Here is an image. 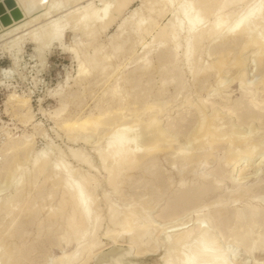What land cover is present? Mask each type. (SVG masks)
<instances>
[{
	"label": "bare ground",
	"instance_id": "obj_1",
	"mask_svg": "<svg viewBox=\"0 0 264 264\" xmlns=\"http://www.w3.org/2000/svg\"><path fill=\"white\" fill-rule=\"evenodd\" d=\"M12 1L13 3H10L8 0H0V6L3 7L5 12L1 14L0 11V30L2 32L7 31V29L10 32L18 31L23 27L25 28V26H32L35 22L37 23L43 17H48L54 11L63 10L62 8L75 2L89 0ZM133 1L135 0H92L80 10L81 12L72 11L68 13L69 11H67V15L65 14V16L56 19L54 17L49 22L43 19L47 23L36 24L37 26L39 25L38 28H34V24V30L32 29L31 31L30 28L31 32L29 31L30 33L28 34L36 44L41 59L44 57L43 47H49L55 40L62 41L64 31L67 29H70V31H82L87 36H85L86 38L90 36L92 41H90L89 45H94L93 52L88 50L87 44H85L87 47L81 52L78 50V46L71 49L80 61L78 78L82 80H87L91 74L99 69L106 74L105 77H108L109 73L106 72L112 68L111 59L114 56L118 57L125 50L128 43L134 44L139 38L143 42L144 48L141 56L136 59L137 66H135L133 74L136 71H140L141 76L145 75L154 66L152 57L155 56L161 62L160 68L163 67L160 70L162 85H160L159 96L163 94L166 86L171 84L177 86L179 90L184 88V78H182L180 71L178 72L180 57L188 65L194 77H197L202 72L203 77H206L209 71L220 75L221 72L225 74L229 73L235 67L242 69L245 65L243 54L251 48L256 49V51L253 50L252 55L257 64L264 66L263 1H255L253 5H248L250 0H142L143 7L134 12L137 18L134 16L135 19L123 18L120 24H118L117 32L111 37V52H108V47L100 44L99 39L122 16ZM234 7L237 9L232 10ZM37 9L46 13L41 11L40 16H35L34 11ZM168 14H171L173 17L167 24L162 26L158 22V17ZM147 37H152V40L148 42L146 40ZM21 38L23 39V35L17 38L16 43H20ZM208 41L209 43L216 42L214 46L207 47L209 56H212L213 52L211 50L213 48L217 51V53L215 52L217 56H219L213 57V62L211 61L208 65L202 66L201 60L203 59L204 52L207 51L205 44ZM232 44L236 47L237 45L241 47L240 51L233 55H231L233 50ZM181 47L183 48V53L179 57L178 49ZM12 59L16 67L20 65L19 57L15 58L14 56ZM166 65L169 67L168 70L165 68ZM118 67L120 68L121 65H118ZM125 72L123 73L125 74ZM262 73L261 81L258 80L259 83H256L260 85V91L261 89L264 91V71ZM245 76L242 75L238 80L240 81L241 96L235 102L229 101L230 99L226 98L224 107L230 109L228 107L229 104L235 103V108H233L236 111L238 120L240 122L252 120V123H255L264 119V113L262 112L264 103L259 101L258 103L256 99H250L249 101L245 99L253 90H248L251 83L246 82L249 78L246 79ZM131 77L135 79L133 78L135 76ZM121 78L125 79L126 84L130 88L135 86V80H131L132 82L128 81L130 77L127 79V77L122 76ZM122 79H119V83ZM202 82L203 78L199 80L197 86H201ZM76 83H78V80ZM218 86L216 87L217 90ZM174 89L177 90L176 88ZM216 91H214L217 93L216 96H220L221 90ZM112 93L114 97H118L120 90L117 86L112 89ZM59 95L62 98V105L56 113L54 112L57 116L61 115L68 106L63 93L60 92ZM210 96L211 94L208 93L207 97H200L196 100L185 96L183 101L178 104L180 109L178 106V109H175L180 111L185 110L176 118L170 120L168 126L165 125L166 127L162 124V118L172 112L173 106L166 108L165 100L163 102L160 99L151 103L150 101L146 103L142 102V107H134L127 111L123 107H119L117 111L103 110L99 113L97 111V113L92 112L85 117L77 119L61 118L59 124L67 132L68 139L73 142L79 139V133L86 134L84 140L86 141L89 133L95 134L96 131L103 128H105V131L109 130V132L112 130L110 138L106 140V146L102 147L101 145V148L94 147V149H96L101 165L106 171L108 185L116 194L123 195L124 191L122 188L127 186L131 181L135 184L133 181L135 176L132 173L138 168L143 167L141 178L144 179L142 183L145 194H141L142 197L139 199V196V200L134 201V204L128 203L131 206L128 205L129 207L124 206L122 208L109 198L105 194L106 192L104 193L108 202L107 219L114 223L115 226L114 229L108 228L109 230L107 229L105 234H103L107 238L115 243L119 242L118 239H126L130 242L131 247L133 245L138 250V254L141 255L162 247V245L160 247L157 245L160 242V240H157L158 238H155L158 241L157 244L156 240L152 241L150 239L151 234L154 235V231L157 230L156 221L151 218V213L160 205V217L165 219L171 218V221L174 220L172 219L173 217H180L185 212L189 213L191 209H199L198 211L195 210L198 214L194 218L195 224L193 226L181 229L180 231L177 230V233L170 235L171 232L169 234L167 232L168 229L172 228L173 230L177 226L179 228L189 223L187 222L186 224L183 221L182 223L180 222L181 224L176 225L174 223V225L171 222L172 226L170 225L166 231L160 230L163 232L161 233L164 238L162 240V243H164L163 247H168V254L164 259L162 258L166 264H238L235 261V257L242 250L245 251L243 252L244 255L248 253L246 258H252L258 250H264V178L258 173L259 171L264 172V160L258 156L262 154H259L261 152L259 151V146L262 142L259 136L261 135V130L256 129L257 134L255 133L256 135L253 137L248 136L247 133L244 134L245 130L241 131V129L239 131L238 129L236 131L237 128L234 129L233 125L230 128L225 127V118L220 117L217 114L218 112L215 113L217 110H213L216 109L213 107L214 103H210L213 105L212 111L214 112L212 113L211 111L209 114L213 116L210 115L211 117H209L206 110L210 106V100H212ZM149 100H152V98ZM9 101L14 103L16 112L20 116L22 115L25 124L33 120L31 99L13 92L9 96ZM167 104L170 105V102H167ZM220 109L222 110V108ZM190 110L197 112V124L189 132L190 135L187 141L185 140L187 145L188 143L192 144L191 148H187V145L181 142L175 145V141H178L179 136L176 140L174 136L184 131L183 129L186 127L184 122L186 120L183 116L188 115ZM55 114L54 116H56ZM101 138L103 139L104 137ZM98 141L100 143V139ZM96 143L98 144V142ZM51 144L53 145V141L52 143L49 142L48 146L41 150L35 151L34 143L26 139V136L16 137L8 135L1 150L0 172L6 173V179L8 183L11 182L13 184L14 192L11 195L0 194V232L2 230L1 226L3 227L1 221L5 217L9 218L10 216L9 224L7 227L5 225L6 233L14 237L24 229L25 223L28 225L37 224L39 226L37 228V238H41L46 233L49 235L57 224L58 217H61V220H64L65 223V231L58 238V241H66L67 243L75 241L77 244L72 252L63 253L60 258L54 260L53 264H92L96 251L101 248V244H104V242H101L102 240L100 241L98 235L106 219L101 214L103 211L100 203L101 200L98 194L96 195L100 186L99 180H97L95 175L88 173L90 170L96 169L98 165L92 164L90 159H88V155L83 151L71 149L72 156L80 164L88 165L89 167L88 172H83L82 167L75 169L61 155L58 154L53 157ZM218 150H222L224 154L222 157H219V161L217 160V167L210 170L208 168L210 167L211 160ZM92 151L94 150L92 149ZM161 160H164L171 166L167 169L169 174H167L168 172L165 173V171L163 174L161 173L162 168L159 162ZM179 161L182 162L181 166L179 165ZM175 168L177 180L173 176ZM190 172L191 175L189 176L188 173ZM249 178L252 179L250 180ZM248 180L252 181V184L248 185ZM227 181L231 183L232 189L226 187L225 183ZM47 182L53 185L51 187L52 191L49 189L50 199L54 200L57 195L59 196L57 205L51 206L52 208L49 207L51 208L48 217L50 224L48 223L49 225L47 224L48 226L45 227L42 221L38 220V222H35L33 217L39 204L37 203L36 206L32 198L26 197L24 189L27 185L41 187L42 184L44 185ZM55 188L60 190L59 194H57ZM214 194H217V200L212 201L213 199H211V202H209L210 199L208 200V198ZM39 199L41 201L42 197ZM19 204L21 205V208H19L20 213L28 212L29 215L31 214L28 222L17 221V219L12 218ZM139 210L142 212L141 215L140 213L138 214ZM31 219H33L32 222ZM4 231H2L3 235H5ZM160 231H157V233ZM53 238L55 237L53 236ZM222 238L226 240L230 239L236 245L237 248L234 247L237 250L231 252L235 253L233 259L229 258V252L223 247ZM57 242L56 244H59ZM0 247V264H11L12 262L15 264L14 261L16 260L24 264L31 260V254L35 251V247H22V245L20 247ZM155 253L157 252L155 251ZM116 263L121 264L122 262L116 261Z\"/></svg>",
	"mask_w": 264,
	"mask_h": 264
},
{
	"label": "rangeland",
	"instance_id": "obj_2",
	"mask_svg": "<svg viewBox=\"0 0 264 264\" xmlns=\"http://www.w3.org/2000/svg\"><path fill=\"white\" fill-rule=\"evenodd\" d=\"M90 1H92V0L77 2V3L75 2L73 4L69 3L70 5L66 6L65 8H62L63 10L60 9L58 11H54V12L50 13V15L48 17H45V18L43 17L41 20L37 21V23L35 22L34 23L35 26H34V24L32 26H28V27L25 26V28L23 27L24 29L23 28L20 29L21 31L18 30V31H11L10 32L7 29V31L2 32V30H0V155H1V150H2V148L6 142L8 135H11V136L13 135L16 137L24 135V136H26V139H29L32 141V143H34L35 151L41 150L42 148L48 146L49 142L52 143V141H53V145L51 144V147H52L51 153L53 152L52 153L53 157H55V155L57 156L59 154V155H61V157L65 158V160L67 162H69L71 165H73L75 169H79L82 167L83 172H88L89 171L88 165L80 164L71 154L72 153L71 149H75V150L78 149V150L83 151L86 155H88L89 158L88 157L87 158L90 159L92 164H94L95 166L98 165V166H96L97 167L96 169L90 170L88 173L95 175L97 180H99L98 183L100 184V186L98 187L96 195L98 194V197L101 200L100 203H101V206L103 208V211L101 214H102V216H105V218H106L103 222L102 229L100 230L99 235H98L100 241L102 240L101 242L102 243L104 242V244L103 245L101 244V248L96 251V254H95L96 256L94 255V257H93L94 259L92 260V264H117L116 261L122 262L121 264H158V263L159 264H166L163 259L168 254V250H167L168 247H163L164 243H162L163 242L162 240H164V238H163V234H161V233L166 231V229L171 225V222H173L172 224L175 223L176 225L181 224L183 221H184L183 223H186V224H187V222H189V223L187 225L180 226L179 228L177 226L176 229L173 228V230H172V228L168 229L167 232H169V234L171 232L170 235H173V233L174 234L177 233L181 229H187L190 226H193L195 224L194 218H196V215L198 214L196 212L199 209L196 208L195 209V210H197L196 212H195V210L191 209L190 211H192V212L189 211L190 214L188 212H187L188 214L185 212L186 214L184 213V214H182V216L180 215V217H177V218L173 217L172 219H174V220H172V221H171V218L165 219V218L160 217V212H161L160 211V209H161L160 205L154 209V211L151 213V218L154 221H156L155 225L157 227V230L154 231V235L151 234L152 236L150 237V239L152 241L156 240L157 238H158L157 240H160L159 243L156 240L157 241L156 244L158 243L157 244L158 247H160L162 245V247H160L161 249L158 248L159 250L158 249L151 250L149 253L141 255V254H138V250H136L133 245L131 247L130 242L126 239H124V240L118 239L119 242H116V243L114 241L110 240L109 238H107L103 234H105V232L108 228L114 229L115 226H114V223L110 222L107 219V215H108L107 204H108V202H107V199L105 198V194L108 195L109 198L114 200L117 203V205L122 207V208L124 206H127V207L131 206V205H129L130 203L134 204L135 203L134 201H137L142 197L141 194H143V195L145 194V189L143 188L144 186L142 183L144 179L141 178V176L143 174V167L138 168L137 170H135L132 173L136 177V178L135 177L133 178V181L135 184H133L131 181L127 186L122 188V190L124 191L123 195L116 194L113 191V189L108 185V182L106 180V176H107L106 171L104 170V168L101 165L100 159L97 156L98 154L96 152V149H94V147L95 148H98V147L101 148V145H102V147L106 146V144H107L106 140H108L110 138L109 136H110V133L112 132V130H110L111 132H109V130L105 131V128H103L104 130L100 129V130L96 131L97 133L95 132V134L89 133V135H88L89 137L87 139L88 141L87 140L84 141L86 138L85 133H79L78 134L79 139L76 142H73V141H70L68 139L67 132L64 131L65 129H63V127L59 124L60 120H61V118L77 119V118L85 117L92 112L97 113V111H98V113H99L100 111H103V110L117 111V109L119 110V107L120 108L123 107V109L124 110L126 109V111H127L128 109H131L134 107L140 108L143 106V103H146L149 101L151 103L153 101H159L158 99H160L161 101L165 100V102L164 101L163 102L165 103V105H167L166 108H170L171 106H173L172 112H170L171 114L168 113L169 115L167 114L166 116H164V118H162V121H163L162 124L164 125V127H166V126H168V122L170 120H173V118H176L179 114L182 113L183 110H185V109H183L181 111L175 110L177 108L178 104H180L183 101V98H185V96H188L191 99L196 100L200 97H207L208 93H210L211 94L210 98L212 100H210L209 104L214 103L215 105L213 106L210 104V106L206 110V113L209 117H211L210 115H212L209 113H211V111L213 109L212 106H213L214 108H216L213 110L214 111L217 110L215 113L218 112L217 114H219L220 117H222L223 119L225 118L224 119V121L226 122L225 127L230 128L231 125H233L235 127L234 129L237 128L236 131H238V129H239V131L241 129H242L241 131L245 130L246 132L244 134L247 133L248 136L250 135L253 137L257 134L256 129L261 130L260 131L261 135H259V136L261 137L260 141H262V142L259 146V151H261L259 154H261V153L262 154L258 155V156H259V158L262 157V159L264 160V157H263L264 156V141H263L264 140V119H262L260 121H256L255 123H252V120H248L246 122H240L236 116V111L234 110L235 103H233V104L231 103V104H229V106L227 104V106L230 107V109L227 107H224V105H225L224 102L227 100L226 98H229L230 99L229 101L235 102V100L241 96L240 81H238V80L242 75H244V76L246 75L245 76L246 79L249 78L246 81L248 83H251L250 86L248 84V86H249L248 90L250 89V91H251L253 89V90H255V91L252 90L253 93L256 92L255 93L256 95H255L251 91L250 93L253 95L249 94L248 96H246L245 99L247 101H249L250 99H256L257 102L259 101L261 103H264V91H262V89L260 91V85L256 84V83H259L258 80L261 81V78H262L261 75H263L262 72L264 71V68H263L264 66L257 64V61L254 59V57L252 55L253 50L256 51V49L251 48V49L245 51L243 54V59L245 60V65L243 67L244 69L243 68L238 69L237 67H235L232 70H230L229 73L225 74V73L221 72L222 74L220 73V75H218V73H216V72L209 71V74L206 77H203V72H202V73L198 74L197 77H194L193 74L190 72L188 65L185 63L183 58L180 57L183 53V48L181 47L182 49L181 48L178 49L179 57L181 58V60L179 58L180 68H178V72L180 71L182 78H184L183 79L184 88L179 90L177 88V86H173L174 84L168 85V86H166L163 94L160 95L161 96L160 97L159 96V90L161 87L160 85H162L161 84L162 75L160 74V70L163 67L160 68L161 62L158 59H156L155 56L152 57L154 66L145 74L146 76L145 75L141 76L140 71H136L133 74V71L136 68L135 66H137L136 59L141 56V54L143 53V48H144V45H142L143 42L138 38L134 42V44L128 43L129 45L128 44L126 45L125 50L122 51L118 55V57L114 56L111 59L112 68L108 69L106 72V73H109L108 77H105L106 74L104 72H102V70L99 69V70L95 71L93 74H91L87 80H82L81 78H78L80 61L76 57L75 52H73L71 49L73 47L78 46L77 48L81 52L83 49H85V47H87L85 45V44H87L88 50L90 52H93V46L94 45H89L90 41H92L90 36H89V38H86L87 36L82 31H79V30L78 31H72V30L70 31V29H67L64 31V36H63L62 41H59V40L56 41L55 40L54 42H52L49 45V47L48 46L43 47V51H44L43 56L44 57L42 56L43 58L41 59V57L38 53V49L36 47V44L31 40L30 35L28 33H30L32 31L33 26H34V28H38L39 25L37 26L36 24H40V25L42 23L46 24L50 20L54 19V17L56 19V18H59L61 16H65L67 11H69L68 13H70L72 11L81 12L80 10H82V8L85 7V5H87L88 2H90ZM255 1H258V2L263 1L264 2V0H250L248 2L249 3L248 5H250V4L253 5ZM142 5H143L142 0L133 1V3H131V5L129 6L130 8L128 7V9L122 14V16H120L119 19L105 33H103V35L99 39V42H100V44H103L105 47H108V52H111V47H110L111 43H112L111 37L117 32L118 24H120V22H121V20H123V18H129V19L134 18V17L137 18V16L134 15V12L136 10L141 9L143 7ZM65 9H67V10H65ZM236 9L237 8H235V7L232 8V10H236ZM41 11L42 10L39 11V9L35 10L34 11L35 16L36 15L40 16V13L43 12V11L42 12ZM38 12H39V14H38ZM172 17L173 16L171 14H168V15L162 16V17H158V22L162 26H164L165 24H167L169 22V20ZM43 19L46 20L47 22L44 21ZM30 28H31V31H30ZM17 32H19V33H17ZM23 32H24V34H23ZM79 32H80V34H79ZM4 33H6V34H4ZM20 35L21 36L23 35V39L22 38L20 39L22 41V43H21V41H20V43H16V40H17V38L20 37ZM146 40L148 42H150L152 40V37H147ZM17 44H19V45H17ZM215 44H216V42L209 43V41L205 44V48L207 49V51L204 52V54L202 56V58H203L201 60L202 66L208 65L217 56V54H216L217 51H215L214 48L211 50L213 52L212 56H209V53H208V51H209L208 48L210 46L211 47L214 46ZM232 45H233V47H232L233 50L231 52V55L239 52L240 48H241L239 45H237V47L234 46V44H232ZM234 47L236 48V51H235ZM14 56H15V58L19 57V64L20 65H18L17 67L14 65V62L12 59V58H14ZM117 64L121 65V67L119 68ZM166 66H165L166 70H168L169 67L171 68L170 64H169V67H168V65H166ZM183 70H184V72H183ZM123 72H125V74ZM111 73H112V75H111ZM122 76L127 77V79L130 77L128 79V81H130V82L135 80L134 81L135 86L133 88H130V86L128 84H126L125 79L123 80L121 78ZM131 76H135V77H133L135 79H132ZM221 76H222V78H221ZM140 77H141V79H139ZM118 78L122 79V80H120V83H119ZM201 78H203V82H202L201 86H197L199 83V80H201ZM204 78H206V79H204ZM137 79H139V80H137ZM221 79H223L226 84L223 82V80L221 81ZM77 80H78V83H76ZM114 80H115V83H114ZM136 80H137V82H136ZM184 80H186V81L184 82ZM204 80L206 81V83ZM184 83L187 87L184 85ZM220 83H221V85L223 84L224 87H222L223 85L218 86V84H220ZM136 84L137 85L139 84V85L137 86ZM119 85H122L123 87L119 86ZM147 85H149V86H147ZM113 86L114 87L117 86V88L120 90V93L118 95L119 98L117 96L116 97L113 96V93H112V89L114 88ZM217 86H218V90L216 88ZM170 87H171V89H170ZM185 87H186V89H185ZM257 87L259 88V90ZM174 88H176L177 90H175ZM224 88H226V89H224ZM133 90H135V91H133ZM136 90H137V92H136ZM220 90H221L220 96H216L217 93H215L214 91L218 92ZM13 92L17 93L18 95H22V96H25V97H28L29 99H31V111L34 115V118L31 122L25 124L23 122L22 115L20 116V114L16 112V109L14 107V103H11L9 101V96ZM60 92L63 93V97L66 101V104H68V106L66 107V110H64L63 113L61 115H59L60 116L59 117L55 113L57 110H59L61 108V105H62L61 104L62 98L59 95ZM122 92H123V94H122ZM130 92L132 95L130 94ZM139 92L140 93L142 92V94H140ZM181 93H182V95H181ZM173 95H174V98H173ZM178 95H179V97H178ZM153 96L155 99L153 98ZM249 96H250V98H249ZM151 98H152V100H149ZM119 99H120V101H118ZM142 99H143V101H141ZM131 100L133 101V103ZM135 100H137V101L135 102ZM166 101L170 102V105H168ZM122 102H124V103H122ZM171 102H173V103H171ZM111 103L113 106L111 105ZM137 103H138V105H137ZM106 104H108L109 107L106 106ZM133 104H136L137 106L136 105L133 106ZM181 107L183 108V106H181ZM220 108H222V110ZM179 109H180V107H179ZM23 110H24V108H23ZM214 111H212V113ZM190 112H192V113H190ZM262 112L264 113V109L262 110ZM53 113L56 116H54ZM196 114H197L196 111L190 110L188 115L183 116V117H185V120H186V121L184 120L186 127L183 129L184 131L180 132L178 135L175 134V135H177V136H174L175 140L179 136L178 141L177 140L175 141V145L180 144V142L182 144L187 145L186 141L189 138V135H190L189 132H191L192 129L194 128V125L196 126V124H197L196 123V118H197ZM253 125L255 127L257 125L258 126L255 128ZM7 132H8V134H7ZM104 133H106V134H104ZM103 134H104V136H103ZM83 136H85V137H83ZM101 137H104V138L102 139ZM99 139H100V143L98 141ZM96 142H98V144ZM190 144L191 143H188L187 148H191L192 144L191 145ZM92 149L94 151H92ZM62 153H64V154H62ZM223 154L224 153L222 150H218V152H216L214 157L212 158L211 163H210V167L208 169L212 170V169L216 168L218 165L217 162L219 161V157H222ZM260 161H258V162H260ZM159 162L161 163L160 166L162 168L161 173L163 174V172L165 171V173L168 172L167 174H169V171H167V169H169L171 166H169L168 163L165 162L164 160L163 161L161 160ZM181 163L182 162L179 161V165ZM85 169H88V170H85ZM210 170H208V171H210ZM3 173L4 172H2L0 174V192H1L0 194L1 195H7V194L11 195V194H13L12 192H14L13 191L14 190L13 184L11 182L8 183V181L6 179L7 175H5L6 173L5 174H3ZM258 173L261 174L260 176H262V178H264V172L263 171H259ZM188 175L190 176L191 172L188 173ZM173 176L176 177L175 178L176 180L178 179V177L176 175V168H175V173L173 174ZM249 179L251 180L252 178H249ZM41 182L43 183L42 180H41ZM225 184H226V187H229V189H232V185L230 182L227 181ZM250 184H252V181H249L248 185H250ZM44 185L46 188L44 187ZM44 185L42 184L41 187H37L35 185H27V186H25L24 193H25L26 197L32 198V200H34V202L36 203V206H37V203L39 204L37 206L38 208L36 209V212L34 213L36 216L33 214L34 215L33 218L35 219V222H38V220L42 221L43 224L45 225V227H47L50 224L48 217H49L50 209L52 208L51 206L54 207L57 205L58 196H59L57 194H59L60 190L55 188V191H57V194H56L57 196L55 197L54 200H52V198L50 199V192L49 191L50 190L52 191L51 187H53V185L50 182L44 183ZM137 185H138V187H137ZM39 188L41 191L39 190ZM44 188H45V190H44ZM221 193H223V192H221ZM28 194H30V195H28ZM40 195L42 197L41 201L39 199V198H41ZM37 196H39V197H37ZM216 196H217V194H214L211 197H209L208 198V200L210 199L209 202H211V199H213L212 201L217 200L218 196L217 197ZM138 197H139V199H138ZM212 197H214V198H212ZM125 198H127V199H125ZM35 199H37V200H35ZM125 200H126V202H125ZM40 202H42V203L40 204ZM42 206H44V207H42ZM45 206H46V208H45ZM49 207H51V208H49ZM19 208H21L20 204H19V207H17V209L15 210V213L13 214L12 218L17 219V221L28 222L30 220L31 214L29 215L28 212L20 213ZM140 208H141V206H140ZM139 213H140V215L142 214V212L140 210H139L138 214ZM185 215L186 216L188 215V216L186 217ZM6 218L7 217H5L3 221H1V225L3 224V227L1 226L2 230L0 232V239H1L0 240V246L20 247L22 245V247H35V249H34L35 251H33L34 253L31 254L33 259L31 258L30 261H28L24 264H36L37 262H38L37 264H39V263L40 264H53L54 260L60 258V256L63 255V253H67V252L70 253L76 247L77 243L75 241H73L71 243H67L66 241H60V242L58 241V238H60L65 231V229H64L65 223H64V220H61L62 219L61 217H58L57 224L53 227V229L51 230L49 235H47V233H46V235H44L45 238H44V236H41V238H37V228L39 227L37 224H29L28 225L26 223L23 226L24 229L21 230V232L22 231L23 232L22 233L20 232V233L16 234L14 237H12L9 233H6V228H5V225L7 227V225L9 224V222H10L9 218H11V217L9 216V218H7V219ZM168 220H170V221L168 222ZM32 221H33V219H31V222ZM166 222H168V223H166ZM160 230L161 231L164 230V231L161 232ZM2 231H4L6 237H5V235H3ZM157 231H160V232L157 233ZM1 235H3V236H1ZM53 236L55 238H53ZM49 237H51L52 239L51 238L48 239ZM36 239L38 240V242ZM53 239H54V241H53ZM225 240L226 239L222 238L223 247L226 248L227 251L229 252V258L233 259L235 256V253H231V252L234 250H237L236 249L237 247L233 242H231L230 239H227L226 241ZM34 241H35V243H34ZM57 241L59 242L60 245L56 244ZM231 243H233V244H231ZM23 244H24V246H23ZM109 250H111V251H109ZM155 251L157 253H155ZM115 252H116V254H115ZM243 252H245V251L242 250L240 252V254H238L235 257V261L238 262V264H264V250L263 251L258 250L256 253H254L252 258L251 257L246 258V255L248 253L247 254L245 253V255H244ZM14 262H15V264H23L18 260L14 261ZM11 264H14V263L12 262Z\"/></svg>",
	"mask_w": 264,
	"mask_h": 264
},
{
	"label": "water",
	"instance_id": "obj_3",
	"mask_svg": "<svg viewBox=\"0 0 264 264\" xmlns=\"http://www.w3.org/2000/svg\"><path fill=\"white\" fill-rule=\"evenodd\" d=\"M8 1H10V3H13L12 0H8ZM0 11H1V14H4L5 13L2 6H0Z\"/></svg>",
	"mask_w": 264,
	"mask_h": 264
}]
</instances>
